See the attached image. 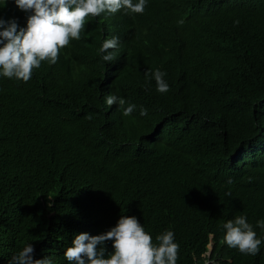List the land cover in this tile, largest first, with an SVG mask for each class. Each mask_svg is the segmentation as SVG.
<instances>
[{
	"label": "trees",
	"instance_id": "1",
	"mask_svg": "<svg viewBox=\"0 0 264 264\" xmlns=\"http://www.w3.org/2000/svg\"><path fill=\"white\" fill-rule=\"evenodd\" d=\"M30 14L0 0L5 21L25 27ZM114 36L119 59L106 62ZM156 69L167 93L145 76ZM109 94L136 110L124 116ZM121 215L154 242L172 230L177 264H264V243L243 255L222 227L244 215L264 241V0H147L142 15L89 16L56 64L27 82L0 76V264L28 244L34 259L68 264L75 235Z\"/></svg>",
	"mask_w": 264,
	"mask_h": 264
},
{
	"label": "clouds",
	"instance_id": "2",
	"mask_svg": "<svg viewBox=\"0 0 264 264\" xmlns=\"http://www.w3.org/2000/svg\"><path fill=\"white\" fill-rule=\"evenodd\" d=\"M16 6L31 13L25 27H19L13 19L0 18V76L27 82L35 69L43 62L57 63L62 49L70 40H79L85 28L86 17H99L102 14L114 15L121 10L130 14H143L147 0H14ZM183 20L178 24L182 25ZM119 37L105 39L100 53L103 60L114 61L112 49L119 45ZM166 73L159 69L149 70L146 78H154L156 90L167 93L170 88L165 81ZM110 107L118 104L124 116L131 115L137 108L127 104L123 98L107 95ZM147 109L140 106V115L146 116ZM91 119L89 115L87 117ZM251 179V178H250ZM231 183V179L228 181ZM223 241L229 248L238 249L243 255L257 256L264 241L257 238L253 226L244 215L229 219L222 225ZM257 227L264 230V220L257 221ZM112 242V252H107L105 242ZM98 246H100L98 248ZM180 245L175 241L172 230H165L152 236L135 216L121 215L116 225L99 235L80 233L75 235L71 246L64 251L68 264H177ZM107 253V254H106ZM34 248L26 245L13 254L8 264H53L47 256L34 259Z\"/></svg>",
	"mask_w": 264,
	"mask_h": 264
},
{
	"label": "bare ground",
	"instance_id": "3",
	"mask_svg": "<svg viewBox=\"0 0 264 264\" xmlns=\"http://www.w3.org/2000/svg\"><path fill=\"white\" fill-rule=\"evenodd\" d=\"M127 20H128V19H127ZM130 22H131V21H130ZM125 23H126V22H125ZM125 23H124V24H125ZM124 24H123V25H124ZM121 27H122V26H121ZM123 27H125V26H123ZM118 59H119V58H118ZM118 59H117V60H118ZM115 60H116V59H115ZM117 60H116V61H117ZM117 64H118V63H117ZM115 69H116V68H115Z\"/></svg>",
	"mask_w": 264,
	"mask_h": 264
},
{
	"label": "water",
	"instance_id": "4",
	"mask_svg": "<svg viewBox=\"0 0 264 264\" xmlns=\"http://www.w3.org/2000/svg\"><path fill=\"white\" fill-rule=\"evenodd\" d=\"M209 254V253H208Z\"/></svg>",
	"mask_w": 264,
	"mask_h": 264
}]
</instances>
